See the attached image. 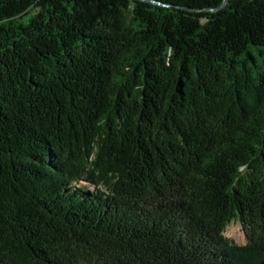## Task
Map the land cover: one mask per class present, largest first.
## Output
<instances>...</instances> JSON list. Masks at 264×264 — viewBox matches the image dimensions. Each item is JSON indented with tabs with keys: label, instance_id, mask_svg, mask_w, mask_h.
<instances>
[{
	"label": "trees",
	"instance_id": "trees-1",
	"mask_svg": "<svg viewBox=\"0 0 264 264\" xmlns=\"http://www.w3.org/2000/svg\"><path fill=\"white\" fill-rule=\"evenodd\" d=\"M223 1L0 0V264L259 263L264 0Z\"/></svg>",
	"mask_w": 264,
	"mask_h": 264
},
{
	"label": "rangeland",
	"instance_id": "rangeland-1",
	"mask_svg": "<svg viewBox=\"0 0 264 264\" xmlns=\"http://www.w3.org/2000/svg\"><path fill=\"white\" fill-rule=\"evenodd\" d=\"M226 238L231 240L233 243L242 245L246 243V236L243 231V227L237 218H233L228 223L226 229L223 231Z\"/></svg>",
	"mask_w": 264,
	"mask_h": 264
},
{
	"label": "water",
	"instance_id": "water-1",
	"mask_svg": "<svg viewBox=\"0 0 264 264\" xmlns=\"http://www.w3.org/2000/svg\"><path fill=\"white\" fill-rule=\"evenodd\" d=\"M144 1H154V0H144ZM226 2H227V0H224L223 3L221 4V6H219L217 9H220L221 7H223L226 4ZM212 9H216V8H212ZM258 264H264V257L262 259H260Z\"/></svg>",
	"mask_w": 264,
	"mask_h": 264
}]
</instances>
